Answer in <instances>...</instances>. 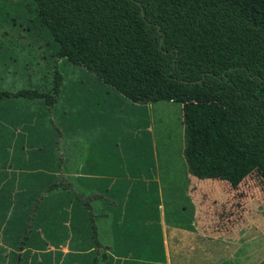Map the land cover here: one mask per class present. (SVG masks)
I'll return each mask as SVG.
<instances>
[{
    "label": "trees",
    "instance_id": "trees-1",
    "mask_svg": "<svg viewBox=\"0 0 264 264\" xmlns=\"http://www.w3.org/2000/svg\"><path fill=\"white\" fill-rule=\"evenodd\" d=\"M21 10L56 60L85 67L134 103H181L193 175L238 184L256 169L264 174V0H0V31L11 38L21 32ZM63 79L56 70L53 83L30 81L0 90V98L39 100L49 110ZM28 175L34 211L55 194L64 198L53 203L45 231L59 239L60 221L72 224V264H166L163 250L103 232L113 214L101 208L120 204L112 175ZM67 191L71 207L63 206ZM27 229L22 243L31 223Z\"/></svg>",
    "mask_w": 264,
    "mask_h": 264
},
{
    "label": "rangeland",
    "instance_id": "rangeland-1",
    "mask_svg": "<svg viewBox=\"0 0 264 264\" xmlns=\"http://www.w3.org/2000/svg\"><path fill=\"white\" fill-rule=\"evenodd\" d=\"M28 21L25 11L21 10V79L27 83L31 78L53 83L55 71H60L64 76L60 109L68 106L71 97L79 101L76 103L78 107H82L81 101L96 100L94 91L110 88L105 83H101L104 87H99L94 81L100 78L85 67L64 62L62 58L56 60L48 39L39 36L42 30L31 28ZM2 33L0 31V35ZM89 82H93L91 86ZM121 98L114 103L115 111H119V116L115 112L119 117L115 118L116 122L93 112L75 111L69 117L64 109L50 119L55 126L28 114L26 117L21 114V120H9L16 130L21 129V150L18 148L14 152L8 145L14 135L9 123L8 130L4 127L6 137L0 138V264H72L70 252L74 250L69 247L75 232L72 224L60 221L59 239L45 231L54 219L49 211L53 203L64 198L55 194L48 198L44 207L34 211L35 199L28 194V174L48 171L50 163L47 162L52 161L55 165L50 168L55 172H49L56 176L67 171H70L68 174L81 171L71 162L55 160V156L61 158L62 136L65 145L72 149L82 146L91 150V155L101 154L112 159L120 156L122 165L116 167L114 177L120 190L112 193L120 204L111 208L107 203L101 208L113 214L102 220L106 236L123 240L131 234L134 238L131 240H138L137 244H150L155 252L163 250L166 264H264L263 172L256 169L238 184L196 177L189 171L184 156L182 104L153 102L151 107L144 108L145 114L141 116L129 99ZM7 99L2 97L0 101ZM141 118L151 124V129L145 128L146 123ZM111 125L113 130L108 132ZM128 129L131 133L124 134ZM136 130L139 133L133 134ZM52 132L57 134L58 153L54 145L48 144ZM73 141L76 144L71 143ZM40 146L43 150L39 149ZM41 157L47 159L43 161ZM19 161L21 183L5 182L7 175L13 176L4 171L6 165L14 168V163ZM145 193L152 198L149 204L144 202ZM68 195L71 197L67 196L69 201H64L63 206L71 207L72 193L68 192ZM111 222L117 226V235H113L115 230L112 227L109 228ZM29 223L32 230L22 243ZM120 242L124 244L126 240Z\"/></svg>",
    "mask_w": 264,
    "mask_h": 264
},
{
    "label": "crops",
    "instance_id": "crops-1",
    "mask_svg": "<svg viewBox=\"0 0 264 264\" xmlns=\"http://www.w3.org/2000/svg\"><path fill=\"white\" fill-rule=\"evenodd\" d=\"M21 25V24H20ZM16 37H18L19 39H17ZM21 32L20 33H16L15 37H10V35L8 33H6L5 31H3V33L0 35V88L3 89H23L27 82L25 81L24 78L21 79V59H22V46H21ZM23 38V37H22ZM51 49V48H50ZM30 51H32V49L29 48ZM37 49L33 50L36 51ZM27 50H25L26 52ZM56 59V58H55ZM63 60V59H62ZM65 62V61H64ZM18 64L20 66H18ZM19 67V68H18ZM17 69V70H16ZM40 79H33L31 78V80L28 81V84H30V81H34L36 83V81H38ZM23 81V82H22ZM96 83L99 84V87L103 86V84L101 83H105L102 79L94 81ZM89 86H91L93 82H89ZM51 84V82H50ZM106 84V83H105ZM108 85V84H106ZM64 85L62 84V88L59 94V100L58 102L51 107V109H47V107L44 105L43 101H36L38 103L37 106H35L33 101H31L32 103H30V101H27L25 98H16V97H8L7 100H5L4 102L0 101V121L2 122V128L0 130V138L4 139L6 137V135L4 134V132H7L10 124L11 123L9 120L11 118H19L21 120V114L23 116L26 117V115H30L34 118H40V119H44L47 120L50 124H53L55 126V124L53 123V119L50 122V119L54 116V114H57L59 112H61V110L64 109V111H66L67 116L71 117L70 114H72L73 112H88V113H94L99 117H104V118H111L113 122H116L118 118L119 119V111H115V105L114 103H116V99L118 101L122 100L121 97H126L124 96L122 93H120L117 89L115 90V88L113 86L108 85V87H110L109 89H104L103 90H99L101 91V93H99V91H94V96L96 97V100L93 102H89V100H84L81 101L82 102V107H78L76 105L77 100L70 99V101L68 102V106L66 107H62L60 109L59 107V103H60V97L61 94L64 92L63 89ZM107 90V91H105ZM118 91V92H115ZM118 93V94H116ZM75 97V96H73ZM127 98V97H126ZM128 99V98H127ZM3 100V99H1ZM130 103H132V105H134V109L137 110V114L141 115L145 114V109H147V107H151V103H147V104H139V103H134L133 101H131L129 99ZM34 105V106H31ZM105 112L107 113V117L105 115ZM115 112L118 114V116L115 114ZM116 117H113L115 116ZM138 116V115H137ZM140 118V117H138ZM144 119V123H146L147 121L145 120V118H141ZM114 124V123H113ZM12 129H14V135L11 139V141H9L8 145L10 146V148L13 149V151L15 152V150H17L19 148V150H21V129L20 130H16V128L14 127V123L12 124ZM6 129L5 130V127ZM131 126V125H130ZM134 126V125H133ZM129 127V126H127ZM151 124L150 123H146L145 124V128L147 129H151ZM21 128V127H20ZM50 128H53V126H50ZM56 128V127H55ZM109 131L113 130V125L109 126ZM118 128V127H117ZM130 128V127H129ZM131 132L129 131V129L124 133L126 135L130 134ZM137 134L139 133L137 130L133 131V134ZM53 137H49L48 139V144L49 145H54L55 149L58 153V147H56L57 144V134H55V132H52ZM61 141H62V149L61 151V158H56V156L54 157L55 160L58 162L59 160L63 159L65 162H71L70 164L72 166H79V168L81 169V171L79 172H75L73 173L74 175H78L81 174L83 176H100V175H94L96 173H102V175H105L107 178L110 177L112 175L111 178H113V180H115V169L118 166H121V159L120 156H115L112 158H109L106 155H91V150H87L86 148L80 146L79 148L76 147L75 149H72V147H69L67 145H65L66 140L64 139V137H61ZM71 143H75L74 141ZM45 144V142L43 143ZM76 144V143H75ZM20 145V146H19ZM65 145V146H64ZM9 146L7 148H9ZM67 146V147H66ZM41 147V146H40ZM39 149L43 150V148L41 147ZM72 150H76V151H71ZM66 151V152H65ZM70 153L71 155H69L68 153ZM54 153V152H53ZM73 154V155H72ZM42 158V157H41ZM47 158L43 157L42 160L45 161ZM108 160V161H107ZM74 161V162H73ZM13 162V161H12ZM11 162V164H12ZM62 162V160L60 161ZM8 163V161H7ZM13 165H6V169L4 170L6 173H11L13 176L9 177L8 175L5 178V182L7 183H13V182H19L21 183V161H19L17 164L14 163V168H11ZM50 166H55V165H50ZM40 172H49V171H40ZM78 173V174H76ZM66 174H68L66 172ZM112 180V181H113Z\"/></svg>",
    "mask_w": 264,
    "mask_h": 264
}]
</instances>
